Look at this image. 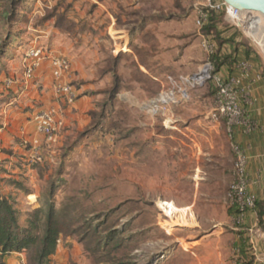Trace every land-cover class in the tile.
I'll list each match as a JSON object with an SVG mask.
<instances>
[{"label": "rangeland", "instance_id": "obj_1", "mask_svg": "<svg viewBox=\"0 0 264 264\" xmlns=\"http://www.w3.org/2000/svg\"><path fill=\"white\" fill-rule=\"evenodd\" d=\"M138 1V21L161 23L155 27L154 77L139 69V63H150L141 43L124 48L131 46L139 60L116 54L122 43L114 39L115 24L134 18L119 0H12L18 9L9 24L3 13L11 4L0 5V171L7 181L1 188L17 198L23 213L55 207L66 236L53 264H239L238 233L249 240L255 263L264 264V231L238 227L229 214L227 173L219 187L202 188L214 193L211 199L187 203L193 189L180 194L168 186L169 167L158 148L163 133L176 126L166 123L169 110L208 117L217 105L213 82L191 86L184 80L207 61L204 38L217 57L234 55L228 46L240 47L235 67L231 59L226 64L232 75L218 66L224 70L218 76L257 71L264 79V19L250 12L242 27L214 11L206 28L198 19L207 0ZM110 24L111 33L105 30ZM34 48L42 50L40 59L31 57ZM60 60L71 69L58 78ZM169 78L174 87L166 88L162 81ZM59 83L74 87L73 104L57 94ZM186 88L192 100L185 108L150 103L172 89L179 99ZM48 109L57 113V142L50 144L36 122ZM220 131L231 140L226 126ZM36 145L41 162L33 158ZM171 195L182 202H168ZM221 229L222 236H208ZM23 259L14 254L8 260Z\"/></svg>", "mask_w": 264, "mask_h": 264}, {"label": "crops", "instance_id": "obj_2", "mask_svg": "<svg viewBox=\"0 0 264 264\" xmlns=\"http://www.w3.org/2000/svg\"><path fill=\"white\" fill-rule=\"evenodd\" d=\"M107 2V1H106ZM120 8L123 12L131 10L133 12V19H124L123 24H115V37L116 42L121 40L122 48L120 52L116 53L117 56L123 54L132 55L134 60H139L137 53L133 51L131 46H125L130 43L140 44L141 48L145 49L146 57L150 63L146 65L139 63V69L143 73L154 77V71L158 69L154 62L158 57L156 54L155 43L158 34L156 33V23L153 19H146L138 21L137 8L139 6L138 0H119ZM168 23L167 21H161ZM131 23V29L128 25ZM113 25L110 24L106 31L111 33ZM105 31V34H107ZM181 58L174 59L175 64L181 62ZM235 79L239 80V89L243 97L241 100L242 106L247 110L251 119L256 122L258 128L250 133L242 130H237L236 140L246 149L249 157V173L252 181H264V79L257 71H235ZM163 86L174 87L169 81H162ZM183 94L175 103L177 107L185 108V106L192 100L189 89L182 90ZM213 110H211L212 112ZM210 112V113H211ZM209 113V114H210ZM168 122L170 126L167 132L163 133V142L159 146V150L163 152V164L169 167V179L167 180L170 188L180 189V194H185L181 189L192 188V200L187 203H196L200 198L211 199L214 193L210 191H202V188H215L220 186V179L226 173L231 177L233 169L234 157L232 150V143L228 140L225 131L220 129L225 128L223 122L215 123L210 120L209 116H204L199 112L198 115L189 114H176L169 110ZM31 124V122H28ZM153 162L159 161L156 157ZM171 172L174 174L171 175ZM252 190L258 195L260 200L264 199V186L252 185ZM180 197V196H179ZM170 203H181L182 200L177 196L171 195L168 199ZM185 202V201H183ZM185 211V210H184ZM257 218L254 212H251L246 221L247 225H256ZM238 231L237 229H234ZM223 230L211 231L208 236H222ZM204 238L201 240L203 242ZM201 243V242H200ZM61 250L59 245L57 254ZM57 254L53 260H57ZM14 255V254H12ZM22 256V254H15ZM9 257L5 259L7 264H14L10 262ZM25 264L24 259L22 260Z\"/></svg>", "mask_w": 264, "mask_h": 264}, {"label": "built area", "instance_id": "obj_3", "mask_svg": "<svg viewBox=\"0 0 264 264\" xmlns=\"http://www.w3.org/2000/svg\"><path fill=\"white\" fill-rule=\"evenodd\" d=\"M213 1L214 0H207L208 7L206 6V9L200 12L198 26L203 27L208 22L210 14L214 11L223 13L229 20L237 25H240L242 20L250 15V13L240 12L229 7L221 0L216 2ZM201 48L207 55L206 63L200 69L199 74L184 78V80L191 86H203L207 82H213L215 84L217 89V105L209 115L210 120L215 123L223 122L229 134L232 133L234 127L242 128L243 131L247 133L255 131L258 128L256 122L251 119L249 113L241 104L243 94L239 89V80L234 78L226 81L216 74V68L213 62L215 46L209 40L204 38L201 41ZM30 53L32 58L38 59H40L43 54L41 49L36 48ZM55 66L58 68V71L55 72V76L58 78L64 74H69L71 69L70 63L66 60H60ZM241 67H243L242 70H245L246 64ZM32 72L34 71L30 68L28 71L29 76H31ZM169 80L173 83L171 78H169ZM172 90L162 93L158 99L150 103L157 108L177 103L178 99L175 97ZM56 92L58 95L66 97L71 104H73L77 98L74 87L68 83H59L56 86ZM56 115L55 109H48L40 112L36 117L38 133L47 139L48 144L57 142L55 136L57 130ZM232 147L235 155L234 180L228 191V200L231 205H236L239 209L238 218L235 220L236 225L239 227L244 225L247 212L249 210H254L259 200L258 195L251 188L252 185L264 186V181H252L248 169L249 157L246 149L235 143ZM33 150L34 160L36 162H41V147L36 145ZM255 227L257 228V225H255ZM60 244L61 241L59 242V245ZM236 253L239 258L240 250L237 249Z\"/></svg>", "mask_w": 264, "mask_h": 264}, {"label": "trees", "instance_id": "obj_4", "mask_svg": "<svg viewBox=\"0 0 264 264\" xmlns=\"http://www.w3.org/2000/svg\"><path fill=\"white\" fill-rule=\"evenodd\" d=\"M12 0H0V5L11 4V7L4 10L3 17L9 24L13 20V14L17 5L10 3ZM14 3V2H13ZM217 11H215L216 13ZM210 14L208 22L203 26L209 28L213 22L212 15ZM8 40L11 38L7 37ZM234 55L231 57L219 56L216 54L213 56V62L217 71H224L221 69L217 70V67L226 66V72L228 75H232L229 67L236 65L237 59L236 55L239 53L240 47H231ZM2 53L0 54V59H2ZM246 57L249 59L251 53L246 52ZM235 58V61L232 59ZM228 59H231V66H227ZM233 62H235L233 64ZM218 67V68H219ZM221 76V75H220ZM222 77V76H221ZM224 80L228 81V76L222 77ZM237 130H242V128L234 127L232 133L229 134L231 138L232 145L239 144L236 140ZM240 145V144H239ZM233 150V148H232ZM234 163L235 155L233 151ZM234 163L231 172V183L234 180ZM0 171V264H7L5 259L12 254H23L26 256V264H53V257L57 254L59 248V242L63 240L66 236L64 230V223L59 219L58 213L54 206L50 205L48 208H39L27 213H23V209L20 208V203L11 193H6L2 190L1 184L7 183L5 179L1 178ZM9 180V179H8ZM230 183V184H231ZM14 184L18 185V188L24 189L21 184L14 181ZM251 212L256 214L257 218V228L264 231V199L258 200L256 208L254 210H249L246 214V221ZM229 214L236 220L239 215V209L236 205H231L229 202ZM246 221L244 223L245 226ZM241 227V226H239ZM238 243L237 249L240 250L239 254V264H256L254 249L251 247L249 240L245 239V234L238 233Z\"/></svg>", "mask_w": 264, "mask_h": 264}, {"label": "water", "instance_id": "obj_5", "mask_svg": "<svg viewBox=\"0 0 264 264\" xmlns=\"http://www.w3.org/2000/svg\"><path fill=\"white\" fill-rule=\"evenodd\" d=\"M240 12H255L264 16V0H221Z\"/></svg>", "mask_w": 264, "mask_h": 264}, {"label": "bare ground", "instance_id": "obj_6", "mask_svg": "<svg viewBox=\"0 0 264 264\" xmlns=\"http://www.w3.org/2000/svg\"><path fill=\"white\" fill-rule=\"evenodd\" d=\"M259 15L264 19V16H263V15H261V14H259ZM246 18H247V17H245V19H246ZM245 19H243L242 22L240 23V25H241L242 27H244Z\"/></svg>", "mask_w": 264, "mask_h": 264}]
</instances>
